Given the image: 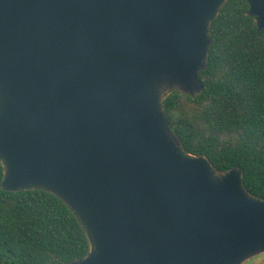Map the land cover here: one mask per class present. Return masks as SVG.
Listing matches in <instances>:
<instances>
[{
    "label": "water",
    "instance_id": "water-1",
    "mask_svg": "<svg viewBox=\"0 0 264 264\" xmlns=\"http://www.w3.org/2000/svg\"><path fill=\"white\" fill-rule=\"evenodd\" d=\"M227 0H0L4 191L44 190L79 223L65 264H240L264 252V198L188 153L163 109L199 94ZM264 28V0H246Z\"/></svg>",
    "mask_w": 264,
    "mask_h": 264
},
{
    "label": "trees",
    "instance_id": "trees-1",
    "mask_svg": "<svg viewBox=\"0 0 264 264\" xmlns=\"http://www.w3.org/2000/svg\"><path fill=\"white\" fill-rule=\"evenodd\" d=\"M246 0H227L211 24L204 87L169 90L163 109L183 148L217 171L241 170L243 185L264 198V28ZM0 164V182L2 179ZM88 249L69 208L44 190L0 187V264H65Z\"/></svg>",
    "mask_w": 264,
    "mask_h": 264
},
{
    "label": "rangeland",
    "instance_id": "rangeland-1",
    "mask_svg": "<svg viewBox=\"0 0 264 264\" xmlns=\"http://www.w3.org/2000/svg\"><path fill=\"white\" fill-rule=\"evenodd\" d=\"M240 264H264V252L253 255Z\"/></svg>",
    "mask_w": 264,
    "mask_h": 264
}]
</instances>
